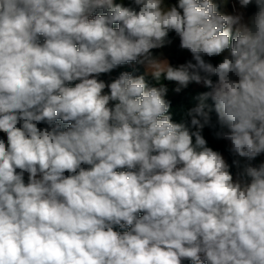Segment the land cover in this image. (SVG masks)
Listing matches in <instances>:
<instances>
[{"label":"clouds","instance_id":"9594fccd","mask_svg":"<svg viewBox=\"0 0 264 264\" xmlns=\"http://www.w3.org/2000/svg\"><path fill=\"white\" fill-rule=\"evenodd\" d=\"M238 2L0 0V264H264V0ZM161 81L210 90L176 122Z\"/></svg>","mask_w":264,"mask_h":264},{"label":"trees","instance_id":"16d2710c","mask_svg":"<svg viewBox=\"0 0 264 264\" xmlns=\"http://www.w3.org/2000/svg\"><path fill=\"white\" fill-rule=\"evenodd\" d=\"M177 1L178 0H174ZM125 3H127V0H124ZM245 13L247 16H252L254 14V12L256 11L255 5L252 4L250 6H248L247 8H244ZM168 39L170 41L176 40V42L178 43V45H180V40L179 37L176 36V34L174 32L169 33V37ZM209 59L212 63L216 64L219 63L221 61V57H212V58H207ZM133 67L132 70L129 69H125V70H118L114 73L115 79L119 76V74L121 72L127 71V72H131L134 76H138L141 75L142 72L139 70L137 63L135 62H131L130 63ZM124 69V68H123ZM214 80L216 79L215 77L213 78ZM167 84L172 83L169 81H165ZM76 83V82H75ZM74 82H72V85L70 86H74L75 84ZM153 83V81H152ZM210 89L206 88L205 86L203 88L200 89H194L192 86H188L186 89H182V91L180 93H177V95L175 97H172L170 99H168L171 102V113L173 116V120L176 122H179L181 119V115L182 112L184 110H186L187 108L193 106L196 101L194 100V97L197 96L198 94L205 92V91H209ZM209 104H211L212 102L209 100L208 101ZM212 118H213V122H215L216 120V115L213 112L212 113ZM38 127H46V125L44 124H39ZM218 129H212L209 127H205L203 129V136L206 139L208 146L211 147L213 150L215 151H219L225 158L227 163L231 166L230 167V171L233 174V176L235 177V165L232 164L233 159H235V157H233L229 151H228V144L225 142V140L223 139H216L214 136V131H216ZM0 136H6V134H4L3 132H0ZM67 175V173H66ZM115 230L117 231H123L121 229L118 228V226L115 228ZM182 264H191L190 261L188 260H184L182 261Z\"/></svg>","mask_w":264,"mask_h":264},{"label":"crops","instance_id":"0c3cea01","mask_svg":"<svg viewBox=\"0 0 264 264\" xmlns=\"http://www.w3.org/2000/svg\"><path fill=\"white\" fill-rule=\"evenodd\" d=\"M231 2H234L235 11H233V9L231 8ZM213 3H216L218 5V11L221 14H226V15L227 14H232V15H234V14H237L239 12H242L244 14L245 21H247L248 18H249V16H247L246 13H245L244 8L240 7L238 0H227V3H223L222 0H213ZM176 40H173V41H171L170 44L165 45V48H166L165 49V51H166L165 54H162V55L159 56L160 59H167L174 66L178 65V64H181V63H185L186 61L190 60V56H191V53L190 54H188V53L187 54H183V52L182 53L180 52V54H179V51H180L181 48L179 47V45L176 42ZM155 50L156 49H153V51H155ZM175 53H176V55L172 56ZM169 54H171V55L169 56ZM113 77L114 78L112 80L115 79V76H113ZM77 82H79V81H76V83ZM161 82L164 83L167 86V88H168L166 99H170V98L175 97L177 95V93L174 91V88L176 87L175 86L176 85L175 82H172V83H169V84H167L165 81H161ZM153 83H155V82L153 81ZM189 86H192L194 89H200V88L204 87L203 84H196L195 82L189 84ZM2 138L4 139V138H7V137L3 136ZM225 142L228 144V146H230L228 141L225 140ZM261 156L264 157V153L260 154L257 158H255L251 162L252 165H254L255 161ZM240 159H241V163L243 164L244 163V159L243 158H240ZM225 160H226V158H225ZM237 171H238V169L235 166V176H236ZM25 183H27L26 180H25Z\"/></svg>","mask_w":264,"mask_h":264},{"label":"rangeland","instance_id":"374dc122","mask_svg":"<svg viewBox=\"0 0 264 264\" xmlns=\"http://www.w3.org/2000/svg\"><path fill=\"white\" fill-rule=\"evenodd\" d=\"M167 2L168 3H171V4H175V3H177V1H174V0H167ZM165 46L163 47V48H161V49H156L155 51H153V50H151V52H153L152 53V55L154 56V57H159L160 55H162V54H165ZM180 52L182 53L183 52V54H190V52L189 51H187V50H183V49H180V51H179V54H180ZM171 54H169V56H170ZM176 55V53L175 54H173L172 56H175ZM160 58V57H159ZM137 66H138V68H139V70L142 72V74H144V72H145V67L143 66V65H141V64H138L137 63ZM124 68V69H123ZM125 70V69H129V70H132L133 69V67H132V65L129 63V64H126V65H122V66H119V67H117L116 69H114V70H112L110 73H107V74H101L100 75V79H102V80H104L106 83H109V82H111L112 81V79L114 78L113 76H114V73L116 72V71H118V70ZM176 86V85H175ZM105 92H107L108 91V89L106 88L105 90H104ZM2 138V136H0V139ZM3 139V138H2ZM4 140L6 141L7 140V138H4ZM24 179L27 181V174H25V177H24Z\"/></svg>","mask_w":264,"mask_h":264},{"label":"built area","instance_id":"2783aa9c","mask_svg":"<svg viewBox=\"0 0 264 264\" xmlns=\"http://www.w3.org/2000/svg\"><path fill=\"white\" fill-rule=\"evenodd\" d=\"M231 8L233 9V11H235V5H234V2H231ZM191 58H192V57L190 56V59H191ZM260 163H264V157H263V156L259 157V158L255 161V163H254L253 166H257V165H259Z\"/></svg>","mask_w":264,"mask_h":264}]
</instances>
